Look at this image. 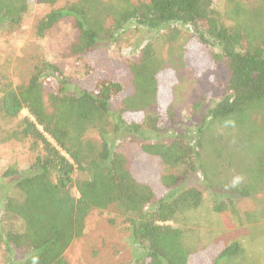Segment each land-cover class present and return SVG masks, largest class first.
<instances>
[{"label": "trees", "instance_id": "trees-1", "mask_svg": "<svg viewBox=\"0 0 264 264\" xmlns=\"http://www.w3.org/2000/svg\"><path fill=\"white\" fill-rule=\"evenodd\" d=\"M30 1L0 0V25H19ZM65 17L75 32L68 54L81 61L90 82L64 76L53 65L37 69L19 87L0 74V117L18 119L25 109L10 136L37 149L26 171L10 167L2 174L13 188L2 219L22 226L8 225L0 234L5 248L19 254L10 264H69L65 251L82 235L87 215L109 207L127 223L134 250L128 264H235L242 255L238 242L203 245L198 255L171 222L203 203V191L185 183L193 173L218 191L214 212L238 209L250 220L264 218V202L259 211L255 202L264 190V0H224L222 13L214 0H72L39 19L37 34ZM130 24L149 31L170 26L172 40L177 26H187L181 64L195 39L199 56L206 53L205 59L226 69L225 94L203 115L195 135L168 131L176 111L172 102L164 110L159 105L165 63L151 42L121 65L125 75L111 64L100 73L110 62L108 45ZM48 69L61 75L51 90L43 79ZM217 128L220 133L207 135ZM91 129L100 141L86 137ZM121 131L143 139L106 138ZM130 144L135 147L128 149ZM139 152L159 165L160 188L132 173L129 158Z\"/></svg>", "mask_w": 264, "mask_h": 264}, {"label": "rangeland", "instance_id": "rangeland-1", "mask_svg": "<svg viewBox=\"0 0 264 264\" xmlns=\"http://www.w3.org/2000/svg\"><path fill=\"white\" fill-rule=\"evenodd\" d=\"M70 1L72 0H59L54 5H47L40 0H31L19 25H0V74L13 87L25 85L31 74L44 65H53L64 76L80 79V82H90L87 78L85 80L81 61L68 54V46L75 33L69 17L59 20L42 35H38L36 30L37 22L46 13ZM214 7L222 13L224 0H214ZM177 27L179 33L172 40L169 35L170 26L149 31L130 24L108 45L110 62L102 65L100 73L104 74L107 66L111 64L116 68L119 66L118 72L125 75V67L121 65L129 63L142 45L151 42L156 57L165 63L160 78L166 89L160 95L159 105L164 110V106L172 102L176 111V119L168 131L171 133L178 129H189L191 135H195L203 115L225 94L223 87L227 71L221 63H212L205 59L206 53L199 56L197 53L201 45L195 39L188 43L192 48L186 54L188 60L184 57L185 62L181 64V47L189 40L190 35L187 26ZM43 75L46 89L51 90L58 86L60 74L48 69ZM200 100L202 104L194 107ZM25 115L27 112L23 109L20 118ZM137 116L141 117L140 114ZM18 119L0 117V234L8 225L18 230L22 228L19 220L6 222L2 219L4 202L13 193L12 183L2 174L10 167L21 172L26 171L37 154L31 141H17L10 136L17 128ZM220 131L217 128L207 135ZM127 133H108L106 138L112 142ZM153 136L156 135L152 134L151 137ZM163 136L158 135V138ZM86 137L100 141L99 134L94 129L89 130ZM126 137L138 141L143 139V136L135 133ZM133 147L135 145L130 144L128 149ZM129 165L136 179L150 182L155 189L160 188L157 175L160 167L154 160L139 152L129 158ZM185 183L201 189L204 200L197 209L189 211L184 219L171 222V225L183 230V242L188 247L197 249L196 254L199 255L200 246L209 244V249H217L223 244L236 241L242 247V255L235 264H264V218L250 220L248 214L238 209L231 213L229 208L218 214L212 210L213 201L219 200L217 190L213 191L205 186L198 173L189 175ZM73 194L77 195L74 189ZM220 197L222 198L221 195ZM255 202L259 211L264 202V190ZM64 255L69 264L131 263L134 260V250L124 217L118 215L113 207L91 210L85 219L82 235L74 239ZM17 256L19 254L16 251L7 250L0 240V264H10Z\"/></svg>", "mask_w": 264, "mask_h": 264}]
</instances>
